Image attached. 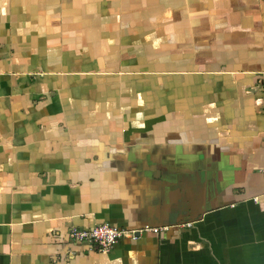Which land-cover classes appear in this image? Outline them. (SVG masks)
<instances>
[{
    "label": "crops",
    "instance_id": "0c3cea01",
    "mask_svg": "<svg viewBox=\"0 0 264 264\" xmlns=\"http://www.w3.org/2000/svg\"><path fill=\"white\" fill-rule=\"evenodd\" d=\"M0 264H264V0H0Z\"/></svg>",
    "mask_w": 264,
    "mask_h": 264
},
{
    "label": "built area",
    "instance_id": "2783aa9c",
    "mask_svg": "<svg viewBox=\"0 0 264 264\" xmlns=\"http://www.w3.org/2000/svg\"><path fill=\"white\" fill-rule=\"evenodd\" d=\"M167 228V227H166ZM143 231H153L158 233L161 228L146 226L138 230H123L117 226L102 223L95 225L89 229L73 228L70 237L78 243H89L97 246L101 250L109 251L112 249L123 237L138 238L139 234Z\"/></svg>",
    "mask_w": 264,
    "mask_h": 264
}]
</instances>
